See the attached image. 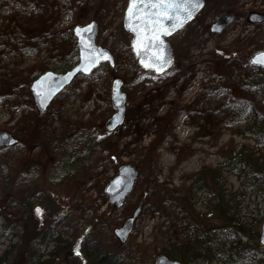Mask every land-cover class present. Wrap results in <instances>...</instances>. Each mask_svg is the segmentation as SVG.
<instances>
[{
	"label": "rangeland",
	"instance_id": "rangeland-1",
	"mask_svg": "<svg viewBox=\"0 0 264 264\" xmlns=\"http://www.w3.org/2000/svg\"><path fill=\"white\" fill-rule=\"evenodd\" d=\"M127 1L0 0V129L19 138L16 146L0 147V211L6 220L0 236L8 225L34 227L35 237L56 224L73 241L87 236V249L117 244L123 262L134 257L147 264L169 239L195 232L196 219L204 227L220 223L208 208V193L190 197L189 188L201 169L224 160L231 145L254 142L236 133L231 115L241 101L264 110L262 86L249 78L264 69L249 64L251 54L264 49V21L248 20L251 11L264 13V0H205L169 37L175 60L161 74L138 71L132 36L123 25ZM227 11L235 12V20L214 32L212 24ZM92 19L100 24L98 42L112 50L116 66L103 62L90 75H79L39 115L32 79L46 69L62 72L55 66L71 47L70 28ZM116 77L124 80L127 112L125 122L110 131L105 121L114 111ZM261 147L264 152V143ZM64 159L72 161L66 166ZM125 162L137 164L140 175L125 203L116 207L104 186ZM223 174L229 188L243 189L242 177L227 168ZM205 179L212 190L209 173ZM236 198L245 218L264 212L259 188H247ZM140 201L133 231L120 243L115 230ZM7 246V241L0 244V253ZM22 246L2 264H25ZM75 250L63 255L64 264H98L96 256L71 260Z\"/></svg>",
	"mask_w": 264,
	"mask_h": 264
},
{
	"label": "trees",
	"instance_id": "trees-1",
	"mask_svg": "<svg viewBox=\"0 0 264 264\" xmlns=\"http://www.w3.org/2000/svg\"><path fill=\"white\" fill-rule=\"evenodd\" d=\"M67 35L71 47L66 54L62 52L65 57L55 66L63 70L70 68L78 60L72 27ZM138 71L144 70L138 66ZM37 72L35 71V74ZM249 78L252 83L262 86V107L264 108V69L261 70L260 75L249 76ZM232 109L231 117L233 124L237 125L236 133L254 142L231 145L224 160L213 167L201 169L193 178L189 188L190 197L195 195L199 197L207 192L210 200L208 208L214 211L220 223L204 227V221L196 219L193 225L195 232L180 239H169L166 246L160 249L161 252L172 257L180 258L185 264H212L214 261L221 262V264H264V244L260 241V224L263 213L251 216L250 219L245 218L237 211L238 199L236 198L238 193L244 194L247 188H259L264 197V152L261 147L264 143V110L257 109L249 101H241ZM69 161L72 160L64 159L66 166ZM225 168L236 177L243 178L244 186L241 191L232 190L227 186L228 181L223 174ZM66 171L68 175L75 174L70 168H66ZM207 173L213 180L212 190L205 179ZM190 197H188L189 200ZM23 203L25 210L28 209L27 202ZM55 211L56 207L53 206L50 212L53 214ZM0 222L1 229L4 226L2 223L6 222L1 211ZM4 229L0 236V244L7 241L9 249H4L0 253V264L5 262L12 251L21 245L25 247L22 246L23 256H26L25 264H64L63 255L73 247L76 250L71 260L96 256L98 264H114L118 258L121 261L116 264H140L134 257L123 262L125 257L117 244L103 251L95 250L93 246L87 249L84 246L89 241L87 236L78 241L74 240V242L66 238L63 232L56 228V224L47 226L40 235L35 237L34 227L28 229V227L18 226L14 229L8 225ZM26 232L29 234H25ZM24 235L26 236L23 238ZM83 242H85L84 245ZM152 262L151 258L147 264H152Z\"/></svg>",
	"mask_w": 264,
	"mask_h": 264
},
{
	"label": "water",
	"instance_id": "water-1",
	"mask_svg": "<svg viewBox=\"0 0 264 264\" xmlns=\"http://www.w3.org/2000/svg\"><path fill=\"white\" fill-rule=\"evenodd\" d=\"M145 2H147V0H145ZM173 2L175 6H170L167 9L170 13V18L160 17L158 23L155 25L157 28L155 34L159 35L160 41L163 42L162 50L167 60L163 72L166 71L174 61L173 47L168 37L192 20L203 8L205 0H173ZM129 3L130 0H128L124 11L123 24L125 29L132 34V51L137 57L138 64L145 69L153 70L155 73H163L158 72L156 67H145V64L153 63L151 55L158 52L160 49L156 47L158 42L153 41V46L145 51V48L148 45V39L151 38L154 33L152 31L153 25L151 20L146 24L143 15L145 12H156L157 10L141 8L137 11V16L141 18L136 19L129 16ZM185 9H187V11H185ZM235 18L236 14L234 11L226 12L213 23L212 30L222 32L235 20ZM152 19H156V17L154 16ZM248 20L251 22H263L264 13L251 11L248 15ZM78 29L80 30L79 34L77 32ZM160 29L166 31L161 32L159 31ZM99 31L100 26L96 19H92L83 25H75L72 28V32L76 38L79 61L66 71L58 72L52 69H47L31 81L30 91L34 104L40 115L44 114L54 98L69 86L79 74L90 75L102 62H108L112 67L116 65L113 52L108 47L98 43ZM101 52L103 53V56H100ZM261 54H264V49L253 52L249 57V64L264 68V63L258 62L264 60V56H261ZM91 55H96L99 58L89 62L86 58ZM142 60L143 63H141ZM85 69L88 70L85 71ZM111 103L114 112L105 122V127L110 131L122 125L126 117L127 94L123 89V80L120 77H116L113 80ZM18 142V137H16L11 131L0 129V146L13 147L17 145ZM138 176L139 168L136 164L132 162L120 164L117 174L114 175L104 187L105 193L109 196V202L118 207L122 206L127 196L133 190ZM141 205L142 202H140L133 215L128 217L124 224L116 229V233L121 241H125L132 231L134 221L140 212ZM260 241L264 244V218L261 225ZM153 264H183V262L161 252L155 255Z\"/></svg>",
	"mask_w": 264,
	"mask_h": 264
},
{
	"label": "snow or ice",
	"instance_id": "snow-or-ice-1",
	"mask_svg": "<svg viewBox=\"0 0 264 264\" xmlns=\"http://www.w3.org/2000/svg\"><path fill=\"white\" fill-rule=\"evenodd\" d=\"M174 7L175 4L173 2V0H147V2H145V0H130L129 3V7H128V13L130 17H134L136 19H140L141 17L137 16V11L141 8H145V9H156V12H145L143 15V19L145 21V23L147 24L149 22V20H151V23L153 25L152 31H153V35L151 36V38L148 39V45L145 48V51L148 50V48H150L152 45L153 41H157V45L156 47L158 49H160L158 52L153 53L151 55V59L153 61L152 64H145V67H156V70L158 72H163V68L165 66V64L167 63V60L163 54V50H162V45L163 42L160 41L159 39V35H156L155 33L157 32V28L155 27V25L158 23V20L160 17H166V18H170V13L167 11V9L169 7ZM185 11H187V9H185ZM156 17V19H152V17ZM147 30V29H145ZM79 29L77 30L78 34H79ZM159 31L164 32L166 30L164 29H160ZM100 56H103V53H100ZM261 56H264V54H261ZM99 57L96 55H91L88 58H86L89 62L94 61L96 59H98ZM259 63H264V60L262 61H258ZM141 63H143V60L141 61ZM88 69H85V71H87ZM39 211V210H38Z\"/></svg>",
	"mask_w": 264,
	"mask_h": 264
}]
</instances>
